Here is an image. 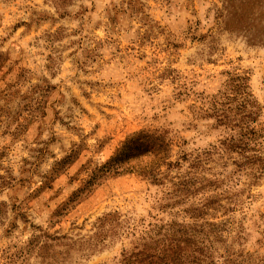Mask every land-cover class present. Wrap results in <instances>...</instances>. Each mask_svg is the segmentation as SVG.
<instances>
[{
    "label": "rangeland",
    "instance_id": "374dc122",
    "mask_svg": "<svg viewBox=\"0 0 264 264\" xmlns=\"http://www.w3.org/2000/svg\"><path fill=\"white\" fill-rule=\"evenodd\" d=\"M226 2L0 0V264H264V46Z\"/></svg>",
    "mask_w": 264,
    "mask_h": 264
},
{
    "label": "trees",
    "instance_id": "16d2710c",
    "mask_svg": "<svg viewBox=\"0 0 264 264\" xmlns=\"http://www.w3.org/2000/svg\"><path fill=\"white\" fill-rule=\"evenodd\" d=\"M224 16L227 19L224 24L225 31L243 35L249 44L264 46V0H227L218 18ZM242 81L239 78L232 81V90L238 92L245 89ZM241 102H248L246 95L242 94ZM237 141L239 145L249 146L250 138L248 134H243Z\"/></svg>",
    "mask_w": 264,
    "mask_h": 264
}]
</instances>
